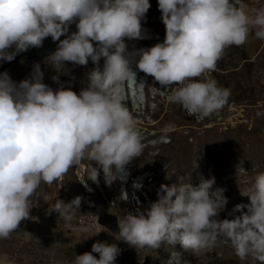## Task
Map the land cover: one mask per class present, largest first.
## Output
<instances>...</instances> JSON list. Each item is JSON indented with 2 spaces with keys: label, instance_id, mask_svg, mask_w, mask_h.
I'll return each mask as SVG.
<instances>
[{
  "label": "clouds",
  "instance_id": "clouds-1",
  "mask_svg": "<svg viewBox=\"0 0 264 264\" xmlns=\"http://www.w3.org/2000/svg\"><path fill=\"white\" fill-rule=\"evenodd\" d=\"M150 6L149 0H0V61L10 62L51 37L58 45L47 63L55 69H65V62L95 65L78 94L63 84L55 90L45 84L39 63L19 82L0 72V239L30 216V197L41 182L60 181L85 158L93 162L88 181L98 183L100 172L106 185L126 179V166L145 147L125 103L144 99L146 84L133 64L162 86L156 90L168 103L202 120L230 96V89L207 75L224 50L244 44L250 32L264 41V6L249 11L244 0H157L163 42L129 51L126 38H146L141 21ZM72 24L76 31L69 34ZM52 79L59 82L58 75ZM179 181L161 184L148 208L137 207L118 220L122 241L152 250L178 242L199 254L222 240L240 259L264 264V172L239 186L248 203L236 204L231 219L218 218L228 200L223 189H213L214 178L201 176L197 186ZM121 196L127 199V193ZM81 199H58L54 212L71 221ZM97 220L91 230L99 234L104 227ZM119 252L114 243L95 242L71 264H116ZM167 264H180L179 255L172 252Z\"/></svg>",
  "mask_w": 264,
  "mask_h": 264
},
{
  "label": "rangeland",
  "instance_id": "rangeland-1",
  "mask_svg": "<svg viewBox=\"0 0 264 264\" xmlns=\"http://www.w3.org/2000/svg\"><path fill=\"white\" fill-rule=\"evenodd\" d=\"M149 2L151 6L146 19L141 21L146 38H126L129 51L163 42L165 26L160 19L157 0ZM244 2L249 11L264 6V0ZM69 30L76 31L75 24L70 25ZM34 63L40 64L45 84L54 90L63 84L77 94L87 86V73L95 67L91 60L85 66L65 62V69H55L47 60L26 61L8 70L10 78L15 82L28 78ZM102 64L103 59L101 67ZM133 69L137 71L138 79L143 78L146 84L144 99L141 102L126 100L125 103L137 121L145 147L141 155L127 165V180L117 179L106 185L100 172L98 183L88 181L87 173L93 162L85 158L79 168H69L60 181L52 185L41 182L30 197V216L22 220L9 237L0 239V264H71L75 254L91 251L95 242L119 245L122 240L118 220L127 212H135L137 207L148 208L158 198L157 190L161 184H176L180 178L183 183L197 186L202 176L204 179L214 178L213 189H227L222 180L236 171L250 173L240 179L244 183H251L256 173L264 172L262 146L252 150L256 159L241 156L247 154L245 147L251 138L249 141L246 138L251 130L256 139L263 135L258 142H264V41L250 32L244 44L224 50L215 69L207 75L220 86L230 89V96L222 109L202 120L189 116L179 105L168 103L156 90H162V86L153 77L140 72L135 64ZM57 75L59 82L52 79ZM168 125L172 127L165 131ZM235 143H242L239 154L230 153ZM134 182L142 187L135 189ZM81 183H87L91 191ZM122 192L127 193L126 200L121 196ZM76 196L82 197L79 211L66 222L54 212L55 202L59 199L67 203ZM237 196L242 198L239 189L223 213H219V219H231L229 213L236 204L248 203L247 197L237 200ZM96 220L104 227L99 234L91 230ZM126 249L127 246L120 247L121 251ZM231 249L221 240L208 251L221 256ZM183 251L179 247L176 252L180 255ZM140 252L137 264H159L153 252L147 253L145 249ZM94 255L98 258V254ZM183 258L188 261L187 256L183 255Z\"/></svg>",
  "mask_w": 264,
  "mask_h": 264
},
{
  "label": "bare ground",
  "instance_id": "bare-ground-1",
  "mask_svg": "<svg viewBox=\"0 0 264 264\" xmlns=\"http://www.w3.org/2000/svg\"><path fill=\"white\" fill-rule=\"evenodd\" d=\"M254 135L255 133L253 132V130L248 132L246 139L249 141V139L251 138L249 144L247 145L248 147L247 146L245 147L246 150L248 151H247V154L241 155V156L245 157V159H256L252 150L262 146L260 149L261 159H264V142L262 144L258 142L259 140H261V137L263 138V135H260L259 139H256ZM241 146H242V143L233 144L230 153L239 154L240 150L238 149L241 148ZM236 157H239V156H236ZM229 168H231V166ZM126 171L128 173L127 166H126ZM247 174H250V173L236 171L234 175L227 176L224 180H222V184H225L228 187L227 189H223V194L225 197H227V200L229 202L234 199L233 196L239 189V186L240 187L245 186V183L243 181H240V179ZM125 180H127V177ZM125 180H122V181H125ZM242 198L237 196L235 199L239 200ZM223 211L224 210H222L220 213H223ZM117 246L119 249L122 246H127V249L125 251L120 250L119 255L116 258V263L118 264H137V261L139 260L141 256L140 251H142L143 249H145L147 253L153 252L156 259L159 260V264H167V262L171 258V253L172 252L177 253L176 252L177 249L179 247H182L178 242L175 245H167V244L162 243L159 248L152 250V249H147V248H135L133 246H130L124 241H121V243L119 245L117 244ZM183 252L184 253L179 255L180 264H184L185 262L183 255L187 256L188 264H260V262L255 261L251 257L240 259L239 257L235 255L233 249H231L229 252L224 253L221 256H218L217 253L211 252L208 250L203 253H199V254H192V253L186 252L185 250Z\"/></svg>",
  "mask_w": 264,
  "mask_h": 264
},
{
  "label": "flooded vegetation",
  "instance_id": "flooded-vegetation-1",
  "mask_svg": "<svg viewBox=\"0 0 264 264\" xmlns=\"http://www.w3.org/2000/svg\"><path fill=\"white\" fill-rule=\"evenodd\" d=\"M58 42L48 44L46 38L38 48H29L27 51L18 54L12 61H0V72L11 70L12 68L23 65L26 61L41 62L47 60L48 56L55 51ZM20 64V65H19Z\"/></svg>",
  "mask_w": 264,
  "mask_h": 264
},
{
  "label": "water",
  "instance_id": "water-1",
  "mask_svg": "<svg viewBox=\"0 0 264 264\" xmlns=\"http://www.w3.org/2000/svg\"><path fill=\"white\" fill-rule=\"evenodd\" d=\"M71 32H74V31H70V30H69V34H70ZM63 38H65V37L62 36L60 39H63ZM46 41L48 42V44H53V43H55V42H58V41H53V40L51 39V37H47V38H46ZM19 65H20V64H19Z\"/></svg>",
  "mask_w": 264,
  "mask_h": 264
}]
</instances>
